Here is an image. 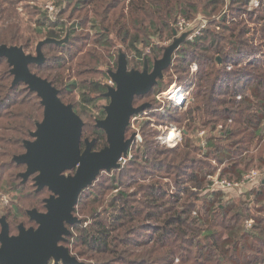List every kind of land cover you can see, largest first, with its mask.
I'll return each instance as SVG.
<instances>
[{"label":"trees","instance_id":"obj_1","mask_svg":"<svg viewBox=\"0 0 264 264\" xmlns=\"http://www.w3.org/2000/svg\"><path fill=\"white\" fill-rule=\"evenodd\" d=\"M30 1L0 0V45L22 46L33 54L39 41L64 39L69 34L65 44H44L45 62L30 68L51 81L66 104L72 102L65 99L64 91L79 90L80 101L74 109L82 119L87 114L91 119L90 129L84 122L81 146L86 138H95L97 150L107 144L105 132L96 126L105 111L91 110L96 101L107 99L104 93L111 69L106 68L111 63L116 70L118 65V58L111 61L108 49L121 45L119 53L132 52L137 60L132 66L129 63V68L142 69L147 58L152 69L165 48L152 57L143 54L139 44L155 50L149 33L157 32L160 37L166 33V38L174 39L175 16L190 19L189 10L196 12L194 0H55L62 9L58 19L47 25L44 9ZM250 1L209 0L212 11L206 16L214 18L176 53L174 71L180 83L188 81L191 102L186 109L171 105L152 116L157 123L180 126L182 143L160 151L145 138L143 147H133L127 165L104 173L82 192L81 206L88 202L101 207L87 224L71 227L76 231L73 254L86 259L85 264H264V218H255L250 230L242 231L247 236L242 234L237 240L241 227L234 219L243 217L242 212L224 204L226 192L208 190L210 174L220 172L240 179L248 171V162L264 148V0L252 10ZM215 12L218 14L212 16ZM66 14V21H62L60 17ZM218 56L223 59L221 66ZM193 62L198 71L190 82ZM10 69L7 59L2 58L0 188L15 186L19 196L28 192L31 201L40 205L43 190L36 192L33 183L16 186L25 165H18L13 157L25 152L24 140L32 139L30 131L42 120L44 108L25 83L12 87ZM173 80L168 68L164 80L148 94L136 96L134 105L149 102L151 108H159L161 103L155 96ZM63 85L64 90L60 88ZM150 123L146 122L156 134ZM203 130L204 137H197L200 143L194 137ZM132 133L129 125L127 138ZM255 197L264 203V183ZM18 213L11 205L4 216L8 220ZM218 219L226 223L217 224ZM217 228L224 229L227 236ZM242 239L244 245L239 242Z\"/></svg>","mask_w":264,"mask_h":264},{"label":"water","instance_id":"obj_2","mask_svg":"<svg viewBox=\"0 0 264 264\" xmlns=\"http://www.w3.org/2000/svg\"><path fill=\"white\" fill-rule=\"evenodd\" d=\"M187 35L184 32L178 36L174 30L173 42L164 49L161 58L154 60L152 69L147 58L142 69L129 68L126 53L120 51L117 69L109 72L115 85L108 86L104 93L108 98L103 106L105 116L96 123L107 138V144L100 150L93 149L94 139H86L82 150L83 119L72 104L62 101L59 89L51 81L30 68L31 64L45 62L44 44H65L69 34L64 39L48 37L39 41L35 54L26 53L22 46L0 45V60L7 59L13 74L12 87L25 83L38 95L44 108L42 120L30 131L32 139L24 140L25 152L13 157L18 165L26 167L18 175L23 182L34 175L37 192L45 187L52 192L44 200L45 212L34 208L28 211L37 227L27 228L21 223L18 233L10 234L6 217H0V264H49L51 260L55 264H85L65 244L71 235L70 228L81 221L75 215L80 196L103 172L120 168L119 159L128 153L135 137L126 136L131 117L151 107L149 102L135 106V97L148 94L164 80L165 70L170 68ZM217 63L223 64L221 56L217 57Z\"/></svg>","mask_w":264,"mask_h":264},{"label":"rangeland","instance_id":"obj_3","mask_svg":"<svg viewBox=\"0 0 264 264\" xmlns=\"http://www.w3.org/2000/svg\"><path fill=\"white\" fill-rule=\"evenodd\" d=\"M194 1L196 4V12H192L191 10H189V12H191L190 19L188 17H185L182 14H178L177 16H175V18H174L175 20H173V22H172V27H173V25L175 27H178L179 21L185 20L188 23V26H187L188 29L187 30L189 32L190 30L198 29L204 23L203 20H207L208 24L211 22V19L214 17L210 18V17L206 16V13L209 14V12L212 11L210 4H208L209 0H194ZM30 2H34L33 6H38V8L40 6L42 9H44L45 0H31ZM55 5H56L58 13H59L60 10L62 9V4L61 3L57 4L55 2ZM216 14H218V12L213 13L212 16H216ZM39 16L35 17V18H39ZM67 16H68V14L63 15L60 18L62 21H66ZM58 17H59V15H57L56 20L58 19ZM45 23L47 25L50 24L49 20H47V19H45ZM183 33L178 32V36H181V34H183ZM149 34L151 37V38L149 37L150 43H153V45L155 46V50L153 49L152 46H145L144 44H139V47L143 50V54H148L149 56L153 57V55L156 54V52L159 48H166L168 45H170L173 42L172 38H166V33H163L162 37H160V35L157 32H151ZM42 37L43 36L40 35V38H42ZM120 48L123 49L121 45H116L112 49H110V51L108 49L107 54L110 56L111 61L113 59L116 60L118 58ZM35 53L36 52L33 51V54H35ZM126 55L128 58V62L130 63L131 66H132V64L137 63V60L134 58V56H133L134 54L132 52H129L128 54L126 53ZM108 68H109V70L111 69L110 71H115L111 67V63L106 68V70ZM170 71L173 73L174 80L176 78H178V75L175 73L174 68H173V70H170ZM71 80L73 82L75 80V78H73ZM60 88H62L64 90V85L60 86ZM93 96H96V95L94 94ZM64 97L67 101H71L72 105H75L78 107V105H76V104H78V101H80L79 90H75L73 93H68V92L64 91ZM107 103H108V99H99L98 101H96V106L93 107L91 112L92 111L95 113L99 112L100 110H102L103 106ZM167 103L168 104L165 106V110L168 108V106L171 107V105H174L171 102H167ZM188 106H189V102H187V104H185L184 109H186ZM83 117H84L83 120L87 125V129H90V127H89L91 124L90 115L87 114V115H84ZM147 119H148V117L139 118V122H140V125H143L145 128L148 129L147 124H146ZM154 130L156 133H158L156 128H154ZM150 131H152V130L150 129ZM197 137H199V138L201 137L199 133L196 137H194V139H196L198 142L201 143V139L199 140V139H197ZM90 140H92V139H90ZM203 141L205 142V140H203ZM203 141H202V144H203ZM225 143L226 142H224L223 144H225ZM248 163H249V165H248V171L247 172H250L251 170L255 169L259 172L258 177L254 181H252L250 184H246L241 188L231 189L229 191H226L227 195L224 199V204H226L228 206L229 205L233 206L234 210L236 209V211H240L243 214V217L234 219V222H236L238 224V226L241 227V229H239V231H238V235L236 236L237 240H238V238L241 237L240 235H242V234L243 235L245 234L247 236V234L243 233L242 231L246 232V231L250 230V228L252 226H248L249 222L253 223L255 218H264V213L259 212L261 210L264 211V205H263L264 203H260L255 197V195L258 191V188L264 183V148L259 150L257 153H255L254 158H252ZM244 165L242 167H244ZM24 169H25V167L23 169H21V171H24ZM103 174H101V175H103ZM14 175H17V174H14ZM16 186H17V182H16ZM14 187L13 186H5L3 188H0V197H1V200H0V217L4 216V214L9 212L11 205H15V206L17 205L19 208V213H18L19 215H15V216L12 215V217L8 218V221L11 225V230L13 231V233H17V230H14V229H15V227L17 228V225L19 223L23 222L27 226H29L31 224V222L29 221V218L27 216L26 210L31 209L33 207H37V208L41 209L42 205H37V204L35 205L33 203V201H31V198L28 197V192H24L23 195L19 196L18 193L16 192V189H13ZM109 194H111V193H109ZM47 195H48L47 193H44L41 196L40 200L43 199L44 197H46ZM198 206L201 208L200 203H198ZM99 208H101V207H98L97 205H93V204L88 203V202L84 206H81L79 204L76 208V211H75V215L81 220L80 223H78V224L81 225V224H87L88 222H90L92 214L96 213V211L98 212ZM247 214H248V216H247ZM221 216H222V214H221ZM217 221H218L217 224L226 223L225 222L226 220L224 221V219H218ZM218 230L223 232L224 237L227 236V233H226V231H224V229L223 230L218 229ZM72 233H73V235L71 237V244L68 246L71 249V251L73 250L72 249L73 248V242H74L73 236L76 234V231L74 228H71V234ZM248 234H250V233L248 232ZM239 242L241 243V245H244L243 239ZM251 242L252 241H249V243H251ZM233 247H234V245L229 247L231 253H233V250H234ZM247 252H250V251L247 250ZM79 260H81L84 263H86V261H87L86 259H81V258H79Z\"/></svg>","mask_w":264,"mask_h":264},{"label":"built area","instance_id":"obj_4","mask_svg":"<svg viewBox=\"0 0 264 264\" xmlns=\"http://www.w3.org/2000/svg\"><path fill=\"white\" fill-rule=\"evenodd\" d=\"M227 1L228 0H226V2ZM259 5H260V0H251L249 3V10L258 7ZM44 11L48 16L49 21H55L58 15V10L55 5V0H45ZM203 22L204 23L198 29L190 30L189 33L187 30L188 23L185 20H181L178 23L177 31L179 33L188 32L186 41L192 40L197 35H199L203 31V29L207 27L208 25L207 20H203ZM176 53L173 57V62L170 66V70H173L174 68L173 63L176 58ZM229 68H231V66ZM197 71H198V64L196 62H193L190 67V78H191V80L189 78L190 82H192V80L194 79ZM107 82L109 86L115 85L114 80L110 76ZM187 83L188 81H184L180 83L178 81V78H176L166 90L160 91L156 94L155 100L161 103V106L159 108H151L152 107L151 104L150 108L145 109L144 111H141L138 114H135L131 117L129 125L131 127V130L133 131L132 134H134L135 137L128 150V153L126 155H122L119 159V163L121 164L120 168H123L125 165H127L130 159L133 157L132 151L134 146L138 145L143 147L145 145V138H148V141H150V143H152L160 151L172 150L174 148H177L182 143L184 131L180 126L175 124L157 123L154 117H152V114L157 111H163L165 106L168 104L167 102H171L174 105H181V106L182 105L185 106L187 102L190 103L192 97V91L191 88H187ZM239 98H241V96H239ZM143 117H148L147 121H151L150 126L152 128H156L158 133L153 134L148 126L147 127L149 130L145 128L143 125H140L139 118H143ZM199 134L203 138L205 135V131L203 130ZM204 144L205 142L203 141V145ZM114 171H112V173ZM103 173H107V172H103ZM258 175L259 172L255 169L251 170L250 172L244 173L242 178L237 180L230 179L229 177L226 176H222L220 172H217L215 174H210L208 176V180H209L208 190L226 192L231 189H238L243 187L245 184H250L258 177ZM248 226H252V222H249ZM49 264H55V263L53 262V260H51Z\"/></svg>","mask_w":264,"mask_h":264},{"label":"flooded vegetation","instance_id":"obj_5","mask_svg":"<svg viewBox=\"0 0 264 264\" xmlns=\"http://www.w3.org/2000/svg\"><path fill=\"white\" fill-rule=\"evenodd\" d=\"M108 99V98H107ZM100 119H102V118H100ZM99 120V119H98ZM97 120V121H98ZM97 123V122H96ZM86 139H88V138H86ZM85 139V140H86ZM94 140H95V138H93ZM92 139V140H93ZM85 140H84V142H85ZM90 140V139H89ZM82 147V146H81ZM86 147V142H85V146L82 148V150L84 149ZM93 149L94 150H97V149H95V142H94V146H93ZM25 169H26V167H25ZM22 172V171H21ZM20 173V172H19ZM74 173V172H73ZM18 180H17V183H18V186H25V185H27V184H31V183H33L34 184V175H31V176H29L28 177V179L25 181V182H23V178L22 177H20L19 175H18ZM34 186H35V184H34ZM36 186H35V191H36ZM43 190V191H42ZM41 191L42 192H44V193H47L48 195L46 196V197H44L43 199H42V203L40 204V205H42V208L40 209V208H37V207H33L34 209H37L38 211H40V212H45L46 211V208H45V198H47V197H49L51 194H52V192L49 190V188L48 187H45V188H43ZM37 192V191H36ZM40 192V191H39ZM14 207L16 208V210L19 212V208H18V206L16 205H14ZM33 208H31V209H33ZM31 209H27L26 210V213H27V216H28V218H29V221L31 222V224L29 225V226H27L25 223H23V222H21V223H23L24 225H25V227H37L38 226V224H37V222L35 221V220H33V219H31V217H30V215H29V213H28V211L29 210H31ZM15 215V214H14ZM7 220V219H6ZM7 222L9 223V221L7 220ZM21 223H19L18 225H17V228L15 227V229L14 230H17V233H18V231H19V225L21 224ZM9 227H10V234H17V233H12V231H11V225H10V223H9ZM71 229V228H70ZM0 230H1V224H0Z\"/></svg>","mask_w":264,"mask_h":264},{"label":"bare ground","instance_id":"obj_6","mask_svg":"<svg viewBox=\"0 0 264 264\" xmlns=\"http://www.w3.org/2000/svg\"><path fill=\"white\" fill-rule=\"evenodd\" d=\"M181 100V99H180ZM181 102V101H180Z\"/></svg>","mask_w":264,"mask_h":264}]
</instances>
